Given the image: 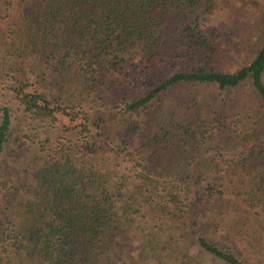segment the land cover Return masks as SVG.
Here are the masks:
<instances>
[{
  "label": "trees",
  "instance_id": "trees-1",
  "mask_svg": "<svg viewBox=\"0 0 264 264\" xmlns=\"http://www.w3.org/2000/svg\"><path fill=\"white\" fill-rule=\"evenodd\" d=\"M220 3L0 0V264H264V33Z\"/></svg>",
  "mask_w": 264,
  "mask_h": 264
},
{
  "label": "rangeland",
  "instance_id": "rangeland-1",
  "mask_svg": "<svg viewBox=\"0 0 264 264\" xmlns=\"http://www.w3.org/2000/svg\"><path fill=\"white\" fill-rule=\"evenodd\" d=\"M221 3L219 7L225 8L226 12H229V15L227 16L226 20H237L240 21V23L246 24L248 21L250 31V37L251 40L249 43H246V45L253 46L254 49H257V43L262 39V35L264 33V0H220ZM253 2V4H251ZM257 4V5H254ZM251 6L255 7V9H252ZM250 10H257L253 14L250 12ZM250 12L252 16L249 18H246L244 16V13ZM224 15V12H219ZM199 20H201L202 15L201 13L198 14ZM234 18V19H233ZM223 20L222 17L213 16L212 21H218ZM245 35V34H244ZM254 43V44H253ZM2 98H0V105L1 104H12L13 102H7L9 98L3 93L0 95Z\"/></svg>",
  "mask_w": 264,
  "mask_h": 264
}]
</instances>
